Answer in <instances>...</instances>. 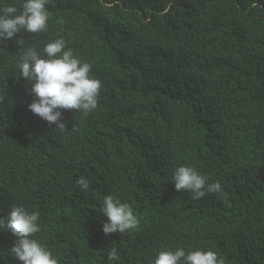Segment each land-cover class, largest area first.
<instances>
[{
	"label": "trees",
	"instance_id": "trees-1",
	"mask_svg": "<svg viewBox=\"0 0 264 264\" xmlns=\"http://www.w3.org/2000/svg\"><path fill=\"white\" fill-rule=\"evenodd\" d=\"M22 0H0V6ZM168 7L165 14L163 9ZM47 31L0 42V216L39 213L58 264H151L163 249L264 264V0H50ZM62 38L101 81L97 108L61 110L65 131L28 110L16 41ZM219 182L199 200L172 175ZM90 181L81 191L76 180ZM127 203L135 230L105 235L104 196ZM15 238L0 232V264Z\"/></svg>",
	"mask_w": 264,
	"mask_h": 264
},
{
	"label": "clouds",
	"instance_id": "clouds-1",
	"mask_svg": "<svg viewBox=\"0 0 264 264\" xmlns=\"http://www.w3.org/2000/svg\"><path fill=\"white\" fill-rule=\"evenodd\" d=\"M50 0H22L19 9L13 4L0 6V42L11 40L21 32L31 34L47 31L50 17L47 5ZM169 8L165 7L166 14ZM22 55L19 57V77L30 85L33 101L28 110L55 129L65 131L61 110H74L83 115L94 111L102 87L99 79L90 75L91 65L66 50L62 38L46 43L42 49L16 41ZM172 183L177 192L187 191L194 200L206 194H218L225 204L228 196L219 182L208 183V178L194 167L179 166L172 175ZM81 191L89 189L90 181L84 177L76 180ZM98 212L106 218L102 222V232L110 234L130 232L138 227L139 221L133 209L120 199L107 195L103 197ZM41 230L39 213L29 212L24 206L12 205L6 216H0V232H8L14 238V245L8 254L21 264H58V260L36 238ZM107 264L119 259L117 248L107 253ZM151 264H223L215 252L201 249H163L156 253Z\"/></svg>",
	"mask_w": 264,
	"mask_h": 264
}]
</instances>
